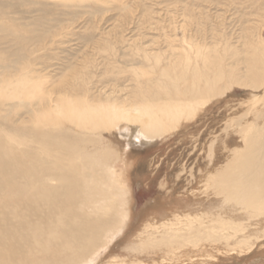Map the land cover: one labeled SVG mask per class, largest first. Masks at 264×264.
<instances>
[{
  "label": "bare ground",
  "instance_id": "1",
  "mask_svg": "<svg viewBox=\"0 0 264 264\" xmlns=\"http://www.w3.org/2000/svg\"><path fill=\"white\" fill-rule=\"evenodd\" d=\"M190 44L171 66L162 65L149 85L135 80L137 88L122 100L111 94L98 100L72 94L61 83L49 89L24 74L0 78L5 100L13 101L10 126H0V264H93L99 244L128 215L131 184L125 172L131 161L126 151L166 138L184 118L192 121L199 109L234 87L250 95L241 123L237 128L229 123L240 145L227 147L232 140L224 137L227 160L203 173L204 187L215 185L220 204L147 222L129 248H157L174 258L190 249L213 258L204 247L222 244L223 252L242 254L262 244L264 44H251L241 61L228 58L229 67L223 64L226 50L210 55ZM158 56L145 57L154 62L147 63L152 71ZM115 131L126 138V147L117 148L111 137Z\"/></svg>",
  "mask_w": 264,
  "mask_h": 264
},
{
  "label": "rangeland",
  "instance_id": "2",
  "mask_svg": "<svg viewBox=\"0 0 264 264\" xmlns=\"http://www.w3.org/2000/svg\"><path fill=\"white\" fill-rule=\"evenodd\" d=\"M257 41L264 44V0H0V78L24 74L26 80L35 78L49 89L68 85L72 94L90 99L111 94L122 100L137 88L136 81L149 85L162 65L171 66L184 52L186 42L202 46L210 55L226 50L223 64L229 67L228 58L241 61ZM156 55L160 61L152 71L147 66L154 62L145 57ZM239 66L242 72L243 64ZM2 90L0 126L7 128L13 120V112L8 115L13 101L5 100ZM248 91L227 90L199 109L192 121L181 120L166 138L126 151L131 161L125 172L131 184L128 215L99 244L93 264H264V240L242 254L223 252L222 244L212 250L204 247L213 258L190 249L174 258L157 248H129L147 222L200 207L215 210L220 204L215 185L204 187L203 173L227 160L221 149L224 137L232 140L227 147L240 145L229 123H241ZM23 110L20 107L19 113ZM111 137L118 149L127 146L121 134ZM209 150L215 152L212 161Z\"/></svg>",
  "mask_w": 264,
  "mask_h": 264
}]
</instances>
